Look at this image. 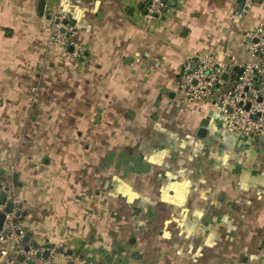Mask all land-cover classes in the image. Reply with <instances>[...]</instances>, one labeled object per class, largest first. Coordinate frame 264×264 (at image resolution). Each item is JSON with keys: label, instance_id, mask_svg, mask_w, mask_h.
<instances>
[{"label": "crops", "instance_id": "1", "mask_svg": "<svg viewBox=\"0 0 264 264\" xmlns=\"http://www.w3.org/2000/svg\"><path fill=\"white\" fill-rule=\"evenodd\" d=\"M145 3L0 0V176L25 241L56 246L51 264H264V136L178 93L197 53L248 59L264 0L241 17L240 0H168L150 21ZM56 10L81 57L46 48Z\"/></svg>", "mask_w": 264, "mask_h": 264}, {"label": "built area", "instance_id": "2", "mask_svg": "<svg viewBox=\"0 0 264 264\" xmlns=\"http://www.w3.org/2000/svg\"><path fill=\"white\" fill-rule=\"evenodd\" d=\"M241 17L255 0H240ZM168 0H146L143 18L150 21L161 14ZM46 48L58 47L61 55L78 58L82 50L74 40V24L66 12L54 11L45 20ZM248 59L233 68V62L212 53L187 58L178 74V93L187 102H212L226 126L235 135L264 136V24L258 23L242 33ZM226 75V77H224ZM230 84L225 87V83ZM0 264H51L57 254L49 243L30 245L20 226L22 209L9 176H0ZM11 203V209L8 204ZM68 264H87L73 254H65ZM91 264V263H88ZM93 264V263H92Z\"/></svg>", "mask_w": 264, "mask_h": 264}, {"label": "water", "instance_id": "3", "mask_svg": "<svg viewBox=\"0 0 264 264\" xmlns=\"http://www.w3.org/2000/svg\"><path fill=\"white\" fill-rule=\"evenodd\" d=\"M205 125H206V122L203 121V122H202V126H205ZM203 131H205V128H204V127H201V128L199 129V134H201ZM13 179H14V181H15V179H16V174L13 175ZM3 198H4V195H3V194H0V201H2ZM11 207H12V204L9 203L8 206H7V208H8V209H11ZM2 221H3V215L0 214V226H1V224H2Z\"/></svg>", "mask_w": 264, "mask_h": 264}]
</instances>
